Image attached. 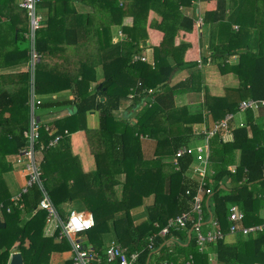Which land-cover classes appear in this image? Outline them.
<instances>
[{
  "label": "trees",
  "instance_id": "1",
  "mask_svg": "<svg viewBox=\"0 0 264 264\" xmlns=\"http://www.w3.org/2000/svg\"><path fill=\"white\" fill-rule=\"evenodd\" d=\"M73 1L42 0L38 6L47 8V16L46 26L43 25L35 31L34 49L40 57L34 68V88L37 72L42 70L44 79L48 78L49 74L45 75L42 60L52 52V41L76 45L79 37L84 38L90 34L93 22L91 17L94 15L79 14L72 5ZM86 1L93 5L95 15H100L101 12L107 15V19L102 18L95 27L100 46L105 47L110 43L111 25L122 24L125 17H132L133 23L131 26L122 24L126 38L115 44L118 46L115 48L119 55L102 65L105 77L101 88H104L102 94L106 95V100H99L98 89L89 90V78L82 75L79 81H73L72 91L76 97L71 100L72 112L55 120L56 132L63 134L57 145L45 147L51 137L41 127L39 143L36 146L43 145V189L33 185L22 195L21 208L12 204L2 174L10 169L6 155L16 153L26 144L23 131L28 128L30 111L27 99L23 96L28 88L29 74H20L17 78L13 75V79L9 75L5 76L6 82L17 81L12 89L3 86L2 81L5 79L0 76V217L5 223L4 227H0V264H7L13 250L20 251L24 264H49L52 253L69 250L67 239L57 238L59 229L52 236L44 235L47 212L44 209L33 212L43 196V190L57 212L58 205L65 203H78L81 209L92 212L94 226L86 232L87 243L103 251L104 240L110 234L129 253L139 252L136 264H210L211 255L214 256V264H264V230L247 235H228L227 219L229 207L237 205L244 213L240 223L242 226L258 224L263 220L260 210L264 208V126L260 120L264 119V106L259 107L261 114L258 116L255 114L257 110L244 111L246 123L231 130L232 140H222L216 135L212 137L210 160L213 173L208 172L201 179L190 167L192 156L183 155L177 158L176 163L173 162L176 150L189 145L190 124L197 120L190 115L183 116L180 121L170 120V111L176 109L174 96L178 92L200 89L199 86L195 88L196 80L200 76V71L196 69L197 62L185 63L183 55L176 52L182 51L186 44L181 42L179 47L173 44L178 30L190 32L195 27L194 18L184 15L180 10L181 6L190 4L192 0ZM216 1V10L204 11L202 20H214L212 29L217 24L221 34L225 31L222 29H226L230 38L228 43L236 41L248 29L254 28L258 35L264 34V0H230L228 16H225L228 12L225 8L226 1ZM22 10L15 0H0V13L3 15L0 17V43L5 33L9 34L12 43H15V38L19 39L20 32L26 33L25 15L23 17L26 13ZM149 10L162 16L161 30L164 32L160 43L153 46L156 63L152 68L142 61L132 62V56L140 54V44H146L145 40L148 38L146 21ZM233 23H238L240 29L238 27L239 30L232 31ZM226 48L228 47L221 46L213 49V60L221 64L234 53L232 50L222 52ZM218 50L221 52H217ZM14 51L17 54L11 59L17 62H25L30 54L29 48L16 47ZM14 51L4 53L3 56L7 54L10 57ZM173 56L176 62L174 65L169 61ZM246 59H249V65L242 63ZM9 61L11 60L6 59L5 63ZM114 63L128 67L126 71L130 76L128 82L122 83L119 88L115 86L117 73H106V66ZM240 65L245 69L249 66V72L248 69L243 71ZM85 66L88 67L86 64ZM178 67L193 71L184 81L170 85L168 79ZM227 69L239 75L240 85L228 89L222 97V106L216 111L208 103L209 94H205L207 107L212 110V123L227 113H237L238 104L245 98L264 99V51L257 54L240 53L237 67L227 66ZM61 81L65 85L70 82L67 79ZM61 81H53L54 86L49 89H61ZM155 86H160L155 93V103L149 106L145 104L136 111L135 122L115 117L113 110L117 109L120 99L127 92ZM143 96H135L134 105L139 104ZM40 105L46 109L61 106L59 102L52 100L44 101ZM96 110H99L98 126L88 128L86 115ZM65 129L68 133L81 129L86 131L90 150L97 162L94 172L83 174L78 170L79 163L70 152ZM140 134L154 140L155 147L150 158H145L140 153ZM236 153L239 154L238 161ZM107 158H113L114 165L108 166ZM235 163L236 168L231 171L229 166ZM116 173L125 175L122 195L114 192V186L118 183L113 177ZM88 181L89 184L86 185ZM201 181L205 183L204 189H210V193L203 195L200 227L203 231L209 229L210 217H213L226 233L225 236L201 247L192 229L197 220L194 213L190 214L185 227L173 226L165 235L159 234L160 228L169 218L190 209L192 197ZM226 182H229V187ZM186 190H189V194H185ZM150 196L153 197V202L146 205V218L135 226L130 211L144 202L143 197ZM114 213H119L120 217H115ZM60 217L63 219L62 215ZM190 230L192 231L189 236ZM150 237L153 240V250L147 246ZM25 239L30 241L28 246L24 245ZM60 264L72 263L67 259Z\"/></svg>",
  "mask_w": 264,
  "mask_h": 264
},
{
  "label": "crops",
  "instance_id": "2",
  "mask_svg": "<svg viewBox=\"0 0 264 264\" xmlns=\"http://www.w3.org/2000/svg\"><path fill=\"white\" fill-rule=\"evenodd\" d=\"M120 1H127V0H120ZM225 1H226L225 8L228 10L225 16H228L230 14L229 11L230 4L228 3V1L230 0H225ZM15 2L17 3L18 0H15ZM72 5L79 14H91V15L93 14L94 16L91 17L93 22L92 25L90 26V32H89L90 34L86 35L84 38L79 37L78 43L76 45H69L68 43L65 44L63 41H57V43L52 41L50 43V45L53 46L52 52H50L48 56L44 60H42L43 70L45 71L46 75L49 74L47 78L48 88H52L54 86L53 81L60 82L62 79H67L68 81H70L69 84L67 83L66 85L61 81L60 85L63 86L61 89L59 90L49 89L48 92L44 93V95L49 96L51 99H53L52 101L59 102L61 106L58 105L56 107H51L48 109L43 108L41 105L37 107L39 109V112L38 114H36L35 112L36 117L39 119L41 123L50 126L55 125V120L61 119L72 112L73 103H71V100H75L76 97L75 92L72 91L73 81L75 79L79 81L82 75L85 76V78H89L88 88L90 91H93L95 88L97 89L99 84H101L102 87V81L104 80L105 77V69L104 67L102 68L101 66L104 65L105 62L108 61L109 59L115 58L119 55L118 50L115 48V44L123 41L126 38V34L122 31L121 28L122 24L131 26L133 23L132 17H125V19H123L122 24L111 25L110 33H109L110 43L106 44V46L103 48L101 47L99 48L97 42L98 39L95 33V27L98 26L99 20H102V18L107 19V15H104V13L101 12V10H99V12H101L100 15L98 14L95 15L96 11L93 5L86 0H74L72 2ZM216 7H217L216 0H192L190 4L181 6L180 10L183 12L184 15L191 16L194 18L195 27L190 32L178 30L176 36L174 37V43H173L174 46L179 47L181 42L186 44V47L184 49L182 47V51H177L176 53L179 55L180 54L183 55L182 59L185 63L197 62L196 69L200 71V76L195 83V88L199 86L200 89L190 90L186 92H178L174 96V106L176 109L170 111L171 114L170 120L172 122L180 121L183 118V116H187V115L193 116L194 119L197 120L196 122H192L190 124L191 138L189 140V145H194L202 141V136L204 131L210 129L213 124L210 118L212 110L216 111L218 108L222 106L223 104L222 97L226 95L228 89L237 88L240 85L239 75L235 71L227 69V66L237 67L240 60V53L251 52L257 54L260 51H264V34L262 33L258 35L254 28L248 29V31L245 34L241 33L236 41L232 43H228L230 38L227 35L226 29H222L225 31L224 33L221 34L220 33L221 31L217 24H216L217 26L215 25V27L212 29V23L214 22V20H208L204 22V20H202L203 12L214 11L216 10ZM38 9L43 14L45 20L47 16V8L38 7ZM162 19L163 18L159 13H157L154 10H149L146 21V31L148 34V38L147 40H145L146 44H140V47L142 49L140 54H143L147 57V62H143V61L142 62L146 63L151 68L152 66H155L156 63L155 52H154L155 49L153 48V46H157L164 36V32L161 30ZM44 26H46V22H44ZM238 27L240 29L238 23H233L231 25L232 31L239 30ZM3 36L4 38H2V41L0 43V57L1 54L3 56L4 53H7L9 51H14L12 50L13 44L14 46H16L17 44L16 38H15L16 43H12V41L9 39L8 33L3 34ZM221 46L228 47L226 48L227 50H223L222 52L232 50V52L234 53L230 54L228 57L225 58V61L223 63L219 64L217 63V60H213L214 57L213 49L219 48ZM76 47L77 49L74 51ZM17 48L20 47L17 46ZM109 48H113V50L112 51L107 50ZM103 52L105 53L102 54ZM217 52H221V51L218 50ZM16 54L17 52L14 51L12 52V55L10 57L9 56L7 57V54L4 56L6 59H9L12 62H14L10 66H3L5 62V60L3 59L0 62V76L2 79H5L2 81L3 86L11 89L12 87H14L13 85H17V81L16 80H13L15 82L9 81L12 84L9 86L8 82H6L7 78L5 76L9 75L13 79V75H14L15 78H17L15 74L18 72H23L20 71V68L25 66L26 64V62H17L11 59V57H14ZM169 61H171L172 65L176 63L174 60V56L170 57ZM249 62H250L249 59L242 61L243 64L246 63L247 65H249ZM85 64L88 65V67H86ZM96 64H99L98 67H96ZM240 67L242 68L243 71L248 69L247 71L249 72V66L246 67V69L241 65ZM127 68L128 67L124 66V64L122 67L119 63H114L112 66H106V73L109 72L117 73L116 78L118 79H116L117 81L115 80L116 88H119L122 83L128 82L130 76L129 73L126 71ZM100 69L101 72L99 71ZM192 71H193L192 69L186 67H182V68L178 67L177 69H174L172 71L168 79V83L170 85H175L179 82H182L189 77ZM159 87L160 86H155V88H153L155 90V93L159 90ZM103 91L104 88L99 95L97 94L99 100L102 102L105 101L107 98L105 94H102ZM56 92H60L59 93L60 95ZM129 93L130 91L127 92V95L125 94V96L120 99L119 106L113 112V114L114 115L115 113L117 114L120 108L124 109V112L122 113L121 116L117 114V116L115 115V117L118 119L125 118L133 123L135 122L134 113L138 111L142 106H145V104H143L142 101H140L139 104L134 105V101H133L134 99L128 97ZM56 94L58 95V97H56ZM205 94H209L208 103L212 104L211 111L207 107ZM155 101L156 98L154 94V100L152 101L151 105H153ZM147 106L149 105L147 104ZM259 109L260 108L254 109L257 110L255 112L256 116L261 114V110ZM233 114H234L233 119L229 123V129L219 130L216 134V137L222 138V140H232L231 130L238 126H243L246 123L244 111H238L237 113H233ZM88 115H89V120L86 119L87 127L96 128L99 122V110L88 112L86 118ZM200 115L201 118H199ZM260 121L263 124L262 126H264V119ZM53 128H55L57 131V128L55 126ZM250 133L251 131L249 129V134ZM64 134L68 138L71 154L77 158V162L79 163V165H77L78 170L81 171L83 174H88V173L90 174L94 172L97 169V162L95 155L90 150L86 131L81 129L72 132L70 134L68 133L67 129H65ZM212 139L213 138H211V140ZM139 140H140L139 141L140 153H142V156H144L145 158H150L153 152V148L155 147L154 140L148 138L147 135H142V134H140ZM14 154L15 153L6 155L5 159L6 162L10 164V169L2 174L3 180L5 181L6 186L9 190L10 197L16 194L20 190L21 186L24 185L26 178L25 173L24 171H22L21 166L20 167L15 166L11 162L12 157H14ZM238 155L239 154L236 153L237 161H238ZM39 156H40V163H42L43 161L42 149ZM106 163L107 164L109 163L108 166L114 165L113 158H107ZM236 165L237 164L235 163L232 166L236 168ZM113 177L118 182L114 186V192L117 195L119 193H120L119 195H122L121 188L124 183L125 175L124 173H118V174L116 173ZM69 182L71 183L72 180H70ZM88 184L89 181L86 183V185ZM226 186L228 187L230 186L229 182H226ZM151 197L152 196L147 198L143 197L144 202L146 203V201ZM139 207H141V209L137 210V208ZM132 210H134L135 212H132ZM137 211H143L145 215L146 214L145 206L144 205L142 206L141 204L131 209L130 213L135 226H137L139 223L142 222V220H140L142 219L141 217L139 218V221H137L138 220L137 218L142 215V213L136 214ZM260 211H261V216L262 215L264 216V208L261 209ZM118 214L119 213H114V216L117 217ZM49 231H50V225L47 224L44 228V235L51 236L47 234ZM111 240H115V239L110 234L107 235V237L104 240L105 243L104 248L110 243ZM29 243L30 241L28 239H25L24 245L28 246ZM93 247L97 249V247L95 246ZM104 248L102 250H104ZM67 252L69 253V251L52 253L50 256L49 264H60L61 262H59V260H61V258H63ZM57 255L61 257L59 258V260L56 259L57 257H55ZM211 259L213 260L212 264H214L215 263L214 256L211 255L209 261Z\"/></svg>",
  "mask_w": 264,
  "mask_h": 264
},
{
  "label": "built area",
  "instance_id": "3",
  "mask_svg": "<svg viewBox=\"0 0 264 264\" xmlns=\"http://www.w3.org/2000/svg\"><path fill=\"white\" fill-rule=\"evenodd\" d=\"M42 0H18L17 6L23 9L29 21V30L27 37L30 39V79H33V69L35 63L39 59V54L34 49L35 31L44 25V16L38 11V6ZM200 20V19H199ZM143 61L147 62V57L143 54H134L132 56V62ZM144 95L141 99L143 104L151 105L154 100L155 90L153 88H146L141 90H131L128 97L134 99L135 96ZM32 92L29 111L30 119L29 125L26 130L23 131V137L26 139V144L23 148L18 150L14 155L23 166L25 173V183L21 186L20 190L10 197L13 205L20 203L22 195L27 193L33 185H38L41 189L42 181V169L40 163V152L43 145L37 147L40 139V130L43 127L44 131L51 137L48 140L47 146L52 147L58 144L62 134L57 133L56 129L50 125L43 124L35 115V109L42 104L43 100L36 98ZM260 106H264V99H254L251 97L245 98L238 104L239 111H245L247 109H257ZM233 113H227L224 117L216 120L210 129L204 131L202 141L198 144L187 145L178 148L175 152L173 162L176 163L177 158L183 155L192 156L193 160L190 164L192 171L199 175L202 179L208 172L213 173L211 169V147L210 140L214 137L219 130L229 129V123L233 119ZM231 171H234L233 166H229ZM204 182H200L197 187L196 193L192 197L191 207L188 211H184L181 214L169 218L166 224L160 228L159 234L165 235L168 229L171 227L182 228L185 227L187 221L190 219V214L196 215V222L193 226V231L196 235L197 243L202 247L207 242H215L222 239L225 236V232L220 228V225L216 219L210 218V228L203 231L200 227L202 220V199L204 193H210V189H204ZM185 194H189V190H186ZM44 209L47 212L46 225H50L49 235L59 229L57 238L61 239L65 237L69 242V257L68 259L72 264H136L139 252H128L127 249L122 246L116 240H111L110 243L100 251L94 248L91 244L87 243V237L84 236L86 232L94 226V217L92 212L85 209H71L64 219L60 217L55 206L49 199L46 192L43 191V197L36 206V209ZM9 210V209H7ZM244 218V213L237 205H231L229 207V215L227 217L229 221L228 234H243L260 232L264 230V216L263 220L258 224L249 226H242L240 223ZM192 231V230H191ZM152 238L148 240V248L153 250ZM189 262H186V264Z\"/></svg>",
  "mask_w": 264,
  "mask_h": 264
},
{
  "label": "rangeland",
  "instance_id": "4",
  "mask_svg": "<svg viewBox=\"0 0 264 264\" xmlns=\"http://www.w3.org/2000/svg\"><path fill=\"white\" fill-rule=\"evenodd\" d=\"M22 10V9H21ZM23 11V10H22ZM38 11H40L39 9H38ZM24 15H25V18H26V20H25V25H26V33H23L22 34V32H20L19 33V39L17 40V44H16V47L17 46H19L20 48L22 47V48H29V50H30V39H28V37H27V35L28 34H30V33H28L27 31L29 30V27H30V25H29V21H28V19L29 18H27L26 17V14H23V17H24ZM0 17H3V15L0 13ZM44 22H45V20H44ZM200 23V22H199ZM21 35V36H20ZM24 36V37H23ZM4 38V37H3ZM15 43H16V41L15 40H13ZM98 45L100 46V44L98 43ZM116 46V45H115ZM100 47H103V46H100ZM99 47V48H100ZM110 47H112V46H110ZM116 47H118V46H116ZM77 49V47L74 49V51ZM12 50H15V46H14V44H13V47H12ZM107 50H113V48H109V49H107ZM106 52V51H105ZM105 52H103L102 54H104ZM30 53V52H29ZM40 57V56H39ZM102 58V57H101ZM2 59L3 60H6V59H4V56H2V54H1V57H0V62L2 61ZM29 60H30V54H29V57H28V59L25 61L26 62V64H25V66H23V67H21L20 68V71H23V72H18V73H16L15 75L16 76H19L20 74H26V73H28V71H29V68H30V64H29ZM38 61H39V59H38ZM37 61V62H38ZM37 62L35 63V65L37 64ZM11 64H13V62L12 61H9V62H4V65L3 66H10ZM35 65H34V68H35ZM98 65L99 64H96V67H98ZM95 67V68H96ZM102 67V66H101ZM47 71H49V70H47ZM100 72H101V69L99 70ZM45 72V71H44ZM29 74V82H27L28 84H27V91H26V94L23 96L25 99H27V103H28V106H30V101H31V97H32V92L35 94V99L36 98H39V99H41V100H43V102L44 101H48V100H53V99H51L49 96H46V95H44V93L45 92H47L48 91V82H47V79H44V77H43V71L41 70V71H39V72H37V74L35 75V88H34V69H33V79H32V81H31V79H30V73H28ZM45 75H46V73H45ZM8 84H9V86L10 85H12L9 81H8ZM60 92H62V91H60ZM60 92H56V93H60ZM47 95H49V94H47ZM60 95V94H59ZM56 97H58V95L56 94ZM36 111V114H38V112H39V109L37 108V109H35ZM116 109H114L113 110V112L115 111ZM124 112V109H119V111L117 112V114L119 115V116H121L122 115V113ZM117 114L115 113V115L117 116ZM87 120H89V115L87 116V118H86ZM88 122V121H87ZM214 124V123H213ZM212 124V125H213ZM71 134V133H70ZM69 134V135H70ZM23 148V147H22ZM21 149V148H20ZM19 149V150H20ZM18 152V151H17ZM11 162L15 165V166H21V168H22V171H24L23 170V166L19 163V162H17V159H16V157H15V155H14V157H12V160H11ZM120 194V193H119ZM118 194V195H119ZM152 202H153V198L151 197L150 199H148L147 201H146V203L144 202V203H142V206L144 205L145 206V208H146V205H151L152 204ZM146 204V205H145ZM18 207H20L21 208V206H22V203L20 202V203H17L16 204ZM80 205L78 204V203H72V204H70V203H65V204H61V205H58V207H57V209H58V212H59V214L60 215H62V217H63V219L66 217V215L70 212V210L71 209H76V210H78V209H81L80 207H79ZM141 209V207H139V208H137V210H140ZM34 212V211H33ZM132 212H135L134 210H132ZM140 213H142V215L141 216H139V215H137V216H139L137 219V221H139V218L141 217L142 219H140V220H142V221H144L145 220V217H146V214L144 215V213H143V211H137V213L136 214H140ZM118 217H120L119 216V214L117 215V218ZM141 222V221H140ZM84 236H86V234L84 235ZM55 257H57L56 259H58L59 260V258H61L60 256H55ZM66 257H69V253L67 252L66 253V255L63 257V258H61V260H59V262H63L64 260H67L68 258H66ZM50 260V259H49ZM211 261V264L213 263L212 261V259L210 260Z\"/></svg>",
  "mask_w": 264,
  "mask_h": 264
},
{
  "label": "water",
  "instance_id": "5",
  "mask_svg": "<svg viewBox=\"0 0 264 264\" xmlns=\"http://www.w3.org/2000/svg\"><path fill=\"white\" fill-rule=\"evenodd\" d=\"M97 89L99 90L97 93L99 95L101 93V91L103 90L101 88V84L98 85ZM101 99H103V98H101ZM4 226H5V223L0 220V227H4ZM190 233H191V230L188 233L189 236H190ZM8 264H24L23 263V257L21 255L20 251L13 250V252L10 255Z\"/></svg>",
  "mask_w": 264,
  "mask_h": 264
}]
</instances>
